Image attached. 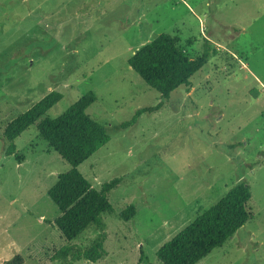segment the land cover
<instances>
[{"label":"rangeland","instance_id":"1","mask_svg":"<svg viewBox=\"0 0 264 264\" xmlns=\"http://www.w3.org/2000/svg\"><path fill=\"white\" fill-rule=\"evenodd\" d=\"M160 33L177 35L190 58L210 53L167 99L127 63ZM53 89L62 98L49 117L95 94L86 113L109 141L78 169L97 189L121 179L97 261L53 258L102 232L90 225L68 242L54 225L47 190L70 164L34 125L14 140L21 161L4 153L6 124ZM240 180L251 218L196 264H264V0H0V264H162L158 247Z\"/></svg>","mask_w":264,"mask_h":264},{"label":"trees","instance_id":"2","mask_svg":"<svg viewBox=\"0 0 264 264\" xmlns=\"http://www.w3.org/2000/svg\"><path fill=\"white\" fill-rule=\"evenodd\" d=\"M179 40L177 35L160 33L137 48L127 60L131 69L164 99L179 86L189 88L191 77L210 56L205 49L199 57L190 58L179 45ZM61 98L62 93L53 89L9 121L3 130V138L7 142L4 153L14 155L21 161L22 155L17 151L14 140L34 125L48 146L70 164V169L58 174L47 190V195L59 209L54 225L68 242L90 225L102 232L88 247L74 250L73 245L68 244L59 248L53 258L64 263L69 257L97 261L106 253L103 246L105 223L101 215L113 211L108 193L121 179L115 177L97 189L78 169L79 164L109 141L106 128L86 113L87 107L96 100L95 94L89 91L57 116H47L46 112ZM160 105L138 109L124 124H131L140 113L152 111ZM251 197L249 185L243 180L236 182L181 231L159 246L156 257L162 264H196L211 250L222 246L251 218ZM135 213V206L129 204L119 213V217L127 221ZM7 263L21 264L22 257L16 255Z\"/></svg>","mask_w":264,"mask_h":264}]
</instances>
